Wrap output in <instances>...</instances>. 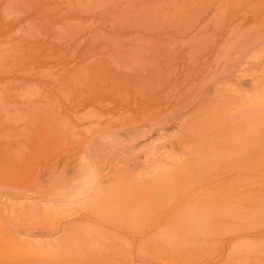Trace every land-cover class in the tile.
<instances>
[{
	"label": "rangeland",
	"instance_id": "rangeland-1",
	"mask_svg": "<svg viewBox=\"0 0 264 264\" xmlns=\"http://www.w3.org/2000/svg\"><path fill=\"white\" fill-rule=\"evenodd\" d=\"M165 1L0 0V264H264V214H216L264 163L205 128L264 78L227 47L264 0Z\"/></svg>",
	"mask_w": 264,
	"mask_h": 264
},
{
	"label": "bare ground",
	"instance_id": "bare-ground-1",
	"mask_svg": "<svg viewBox=\"0 0 264 264\" xmlns=\"http://www.w3.org/2000/svg\"><path fill=\"white\" fill-rule=\"evenodd\" d=\"M147 1V0H146ZM168 0H166L165 2H167ZM175 0H169L168 2L173 4ZM177 1V0H176ZM203 2V0H200L198 3L199 5ZM145 2V1H144ZM181 2V1H180ZM201 2V3H200ZM205 2L207 3H211L212 0H205ZM204 2V3H205ZM116 3V2H115ZM147 3V2H146ZM145 3V4H146ZM168 3V4H169ZM183 3V2H182ZM137 3H135L136 5ZM145 4H141L143 8H140V7H136V8H140V9H145L144 5ZM137 6H140V5H137ZM201 6V5H200ZM212 5L211 4H208L207 7L202 10H199L198 13H194L193 17H196L197 18V21H199L201 15L203 14L204 11H207L208 7H211ZM215 6V5H214ZM219 5H217L216 7H218ZM148 8V7H147ZM201 8V7H200ZM203 8V7H202ZM175 9V7L173 8ZM178 9V8H176ZM175 9V10H176ZM199 9V8H198ZM154 10V9H153ZM152 10V11H153ZM172 10V9H171ZM180 10V9H179ZM182 10H183V7H182ZM143 11V10H142ZM195 11V10H194ZM145 12V11H144ZM154 15H152V17H158V15H161L163 17V20L164 18H166L165 14L166 13H161L159 11H153ZM185 13V12H184ZM190 13V12H189ZM192 13V12H191ZM149 14V13H148ZM170 15V12H167V15ZM182 14V13H181ZM186 14V13H185ZM141 16V15H140ZM192 16V15H191ZM152 17H149V18H152ZM161 17V18H162ZM147 18V17H146ZM147 18V19H149ZM169 18V17H168ZM156 19V18H155ZM154 19V20H155ZM150 22V21H149ZM156 27V26H155ZM180 34V33H179ZM132 36V35H131ZM229 45L227 46L229 48V50L231 48H234L238 53H240V55L242 54L243 56H249V58L251 57H257L259 55L261 56H264L262 54H264V38H260L259 36H256V35H247V34H243L241 36H237V37H233L229 42ZM10 49V48H9ZM233 50V52L235 51ZM236 52V53H237ZM172 53V52H170ZM221 53V52H220ZM230 54V53H229ZM234 53H232L233 55ZM169 55V54H167ZM165 54V56H167ZM221 56V59L220 61H224L222 60V55L219 54ZM224 56V55H223ZM170 58L171 60V57L170 55L167 56ZM165 57L164 60L161 62V65L163 67L164 70H167V68L169 67L170 64L168 63H165L167 59V61L170 63V60L169 58ZM218 58V57H217ZM246 58V57H244ZM248 58V59H249ZM235 59V58H234ZM219 61V63H220ZM228 61V60H227ZM99 62V61H98ZM97 62V63H98ZM253 62V61H252ZM261 62V61H260ZM250 63V62H249ZM100 63L97 64V66L99 65ZM221 64V63H220ZM222 65H224V62L222 63ZM100 66V65H99ZM98 68V67H97ZM216 68V67H215ZM222 68H226V66H221V68H216L215 70V75H218L220 74L219 71L222 69ZM254 68V67H253ZM252 69V68H251ZM260 69V68H259ZM262 70V69H261ZM252 71V70H251ZM249 72V71H248ZM264 72V71H262ZM236 73V72H235ZM254 74V73H253ZM238 75V74H237ZM249 75V74H247ZM164 76V75H163ZM234 76V75H233ZM244 76V75H243ZM237 77V76H236ZM235 77V78H236ZM251 78V77H250ZM237 79V78H236ZM170 81V85L172 83V79H168ZM253 80V79H252ZM136 82H139V80H137ZM231 82V81H230ZM142 83L148 85L149 87L151 85H153L154 83H156V77L155 75H153V73L149 74L148 76H146V80H143ZM168 83V82H167ZM178 83V82H177ZM259 85V87H252L251 89H248L247 93H246V96H247V99L244 97V100L246 99L247 102L245 101L246 104L249 105V107H247L245 105V107H247L246 109L244 108L243 111L242 109L240 111H242L241 113L240 112H235L234 115L232 113V116H218V117H209L208 118H212V120L209 122L208 118H206L205 120L207 121V123L205 124V128L206 129H211L210 131L212 133H216L215 131H218L217 133H219L222 137L223 140H229L228 137L230 138H236L238 137V142L241 141L243 143V146L241 147V155L240 157H238L239 159H241L238 163H236V165H240L242 163H246V162H262L264 163V103H262V101H264V99H261V98H264L262 97V95H264V78H261V80H258V82H256L255 85ZM157 86V84H155ZM233 86V84H232ZM175 87V86H174ZM152 89V87H150ZM236 88V87H235ZM238 88V87H237ZM236 88V89H237ZM234 89V88H233ZM235 89V90H236ZM169 92H174L170 91V89H168ZM246 91V90H244ZM178 92V91H177ZM157 93V92H155ZM243 93V92H242ZM158 94V93H157ZM173 94V93H172ZM226 94V93H225ZM241 94V93H240ZM164 95H166L164 93ZM174 95V94H173ZM181 95V94H180ZM234 96V95H233ZM240 96V95H239ZM174 97V96H173ZM235 97V96H234ZM179 98V95L178 97ZM232 98V97H231ZM237 98V97H235ZM239 99H242V97L240 96ZM148 100V99H147ZM236 100V99H235ZM238 100V99H237ZM236 100V102H237ZM243 100V101H244ZM159 100H157L155 98V95H153L150 99L149 102L153 103V104H157ZM240 101V100H239ZM242 101V100H241ZM240 101V102H241ZM242 101V103H244ZM148 102V101H147ZM223 102V101H222ZM222 102L220 101V105H222ZM226 104L227 102L224 101ZM235 102V104H236ZM239 102V103H240ZM234 103V102H233ZM238 103V102H237ZM238 103V104H239ZM237 104V105H238ZM239 106V105H238ZM223 107V106H222ZM156 108V107H155ZM219 108V107H217ZM221 108V107H220ZM241 108V106L239 107ZM228 110V108H227ZM227 110H225V112H227ZM236 110V109H235ZM233 111V110H232ZM238 111V110H237ZM220 112V111H219ZM231 112V111H230ZM140 114V113H139ZM141 114H144L141 112ZM231 115V113H229ZM224 115V113H223ZM128 118V117H127ZM123 119V118H122ZM130 119V118H129ZM126 120V119H125ZM124 120V121H125ZM122 121V120H121ZM115 123V122H114ZM123 123V122H122ZM111 124V123H110ZM120 124V123H119ZM33 126V125H32ZM108 126V125H107ZM101 130V129H100ZM99 131V130H98ZM92 135V134H91ZM89 137V136H88ZM72 139V138H71ZM74 140V139H72ZM76 141V140H75ZM72 143V142H71ZM69 144V143H68ZM73 144V143H72ZM238 144V143H237ZM70 145V144H69ZM240 150V151H241ZM227 151V150H226ZM225 152V151H224ZM239 153V152H238ZM243 153V154H242ZM226 158V157H224ZM222 157V159H224ZM235 163V162H234ZM238 165V166H239ZM233 166V164L231 165ZM237 166V167H238ZM239 175V176H238ZM236 176L238 177H241L240 173H236ZM261 176H264V171H258V173L256 174L255 177L252 176V174H243V178L246 179V180H254L256 179L257 177H261ZM237 177V178H238ZM169 197V196H168ZM227 197V196H226ZM225 196L223 198H226ZM229 200H225L222 203H220L217 207H218V210H217V213H220L221 215H224V216H228V219L229 217H237L235 216L236 214H238V217L237 218H241L242 216H247L249 214H251L252 217L254 216H258L260 214H264V192H261L260 195H257V196H253L251 198V200H247L245 201L244 203H241V202H238L236 203V206L237 204L240 205V207H233V202H234V199H230V197L228 198ZM168 200V198H167ZM220 207V208H219ZM216 208V207H215ZM214 209V208H213ZM234 211V212H233ZM214 212V211H213ZM223 217V216H222ZM246 217V218H247ZM187 219V218H186ZM241 219H244L243 217ZM189 220V219H188ZM233 220V219H232ZM227 224V225H226ZM222 223V227L224 228V225L225 227L228 226V225H232V223L228 224V223ZM232 226H235V224L233 223ZM229 228H231L229 226ZM236 228V226H235ZM238 228V227H237ZM225 229H228V228H225ZM197 230V229H196ZM248 240V237L242 239V240ZM250 239V238H249ZM240 240V239H239Z\"/></svg>",
	"mask_w": 264,
	"mask_h": 264
}]
</instances>
